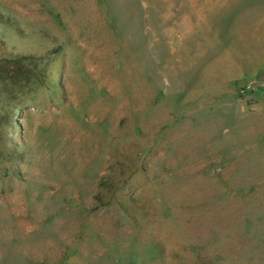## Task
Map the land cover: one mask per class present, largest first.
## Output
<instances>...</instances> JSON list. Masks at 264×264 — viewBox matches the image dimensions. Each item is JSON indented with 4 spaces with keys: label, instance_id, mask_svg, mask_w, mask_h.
Instances as JSON below:
<instances>
[{
    "label": "rangeland",
    "instance_id": "obj_1",
    "mask_svg": "<svg viewBox=\"0 0 264 264\" xmlns=\"http://www.w3.org/2000/svg\"><path fill=\"white\" fill-rule=\"evenodd\" d=\"M191 1L0 0V264H264V0Z\"/></svg>",
    "mask_w": 264,
    "mask_h": 264
},
{
    "label": "crops",
    "instance_id": "obj_2",
    "mask_svg": "<svg viewBox=\"0 0 264 264\" xmlns=\"http://www.w3.org/2000/svg\"><path fill=\"white\" fill-rule=\"evenodd\" d=\"M233 0H202L198 1H191L189 3V9L188 11L192 10L195 14V17L193 19H196L198 22V27L201 30L203 24L207 22L210 17L219 12L221 8H224L227 6L228 3H230ZM238 1V0H235ZM256 0H239L240 4L242 3H254ZM245 8L244 6H238L235 9H233L231 16L236 17H243L248 25L249 32L252 35V40L254 42V46L252 49L251 54H236L237 51L229 47L227 51L232 59H218L217 61H209L205 64V68L208 69L207 74L214 73L215 77H220L223 83L226 84H236L240 81L241 76H249V79L255 78L260 71L264 70V7H256L255 11H247L245 12L243 10ZM239 26V25H238ZM195 21H191L189 17L185 18V35H190L195 33ZM245 31L240 30L239 27H237L236 36L238 38H244ZM202 47H200L199 52H203L205 50H201ZM205 49V48H203ZM231 49V50H230ZM232 51V52H231ZM246 81V80H245Z\"/></svg>",
    "mask_w": 264,
    "mask_h": 264
}]
</instances>
